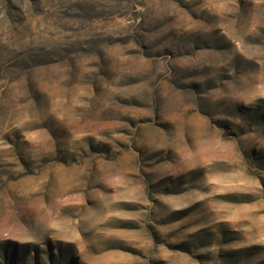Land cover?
Segmentation results:
<instances>
[{"label":"rangeland","instance_id":"obj_1","mask_svg":"<svg viewBox=\"0 0 264 264\" xmlns=\"http://www.w3.org/2000/svg\"><path fill=\"white\" fill-rule=\"evenodd\" d=\"M0 264H264V0H0Z\"/></svg>","mask_w":264,"mask_h":264}]
</instances>
